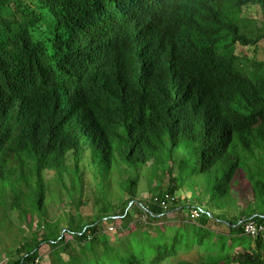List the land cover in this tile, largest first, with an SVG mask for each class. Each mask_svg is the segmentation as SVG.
I'll return each mask as SVG.
<instances>
[{"label":"trees","instance_id":"1","mask_svg":"<svg viewBox=\"0 0 264 264\" xmlns=\"http://www.w3.org/2000/svg\"><path fill=\"white\" fill-rule=\"evenodd\" d=\"M0 37V184L42 218L8 264L34 263L43 244L50 264H264L263 235L244 230L264 226V0H0ZM252 49L255 75L239 67ZM160 166L166 192L136 202ZM87 170L107 208L44 221L47 172L63 187L72 176L79 210ZM165 193L184 205L165 212ZM180 209L199 218L150 227ZM106 219L128 233L102 240Z\"/></svg>","mask_w":264,"mask_h":264},{"label":"rangeland","instance_id":"2","mask_svg":"<svg viewBox=\"0 0 264 264\" xmlns=\"http://www.w3.org/2000/svg\"><path fill=\"white\" fill-rule=\"evenodd\" d=\"M240 28L242 34L247 39L254 40L255 37H257L260 34V31L262 29V22L260 19V15L258 14L257 16L255 10H250L248 8L245 9L243 12V16L240 20ZM2 43H5L4 38L0 37V44ZM253 49L249 51L241 50L238 52V55L244 57L243 59H241V62L239 63V67L241 69L243 68L246 69V71H249L251 75H255V69L250 68L249 67L250 63L246 60H249L251 57H254L255 54ZM162 169L163 168L160 166L158 168L151 167L149 170H146V168L142 170V171L146 170L147 176L145 177V175H143L140 179L136 202H139L140 200L148 201L153 197L154 193L156 195L157 193L166 192L170 182L168 180L169 177L166 176L163 177ZM85 172H86L85 173L86 178L83 183L84 185L83 205L80 207L79 210L73 204L74 200L71 197V195L74 194V193L71 194V192L73 191L70 192L65 190V188H72L71 187L72 176L69 175L67 177L65 182L66 186L63 187L62 184L54 180V176L52 172H47L46 180L48 181V193H47V205H46L47 209L45 212V217H43L44 221H47L48 223L51 224H57L61 228H63L69 225V221L67 220L68 218H70L71 215H76L77 213H80L81 215H83L84 218H87L98 215L100 214L101 210L107 208V204L106 205L96 204L98 195L95 192L94 179L92 177L89 178L88 175H90V171L87 170ZM125 177L127 178L128 176ZM15 187L17 188L18 185L14 181H12L11 185L7 184V186L5 187H3L2 184H0V193L2 195L0 199V264H7L8 262H14L18 259L17 255L15 254V251L21 245V241L23 238L27 237L28 239L29 237L32 236V233L36 231H39L37 232L38 236H41L40 230L37 228V226L39 222H42V218L39 217L37 214L31 213V209H29L26 205V200L24 198L20 200L19 209L13 208V202H14L13 190L15 189ZM118 187L119 185L117 184V181H113L112 190L117 191L118 193ZM22 190L25 191V189ZM79 193L77 195L75 193L76 198H79ZM60 197H62L61 200L58 199ZM176 198L180 203L179 205L183 206L184 205L183 194L177 193ZM126 200H129V198L126 197ZM118 202L119 201L114 202L113 204L119 206L120 203ZM172 206L173 205H171V207ZM21 211L24 212V214L21 215L20 214ZM186 212H182V209L176 210L172 212V214L167 215L165 220L160 219V221L158 222L155 223L152 222V225L150 227L152 229H155L157 226L164 227L169 225L185 224L186 220H189V218L186 217L189 216L187 215L188 213ZM111 221L112 219H106L102 223V225L104 226V230L109 231L108 233L104 234L102 240L103 239L105 240L107 236L108 239L111 241L117 240L120 237H124V235L128 233L127 231L125 232L122 230L123 226H120L121 224L118 225ZM29 224H32L33 228H31V225ZM135 224H136L135 222L130 224V228L134 230ZM145 224L146 221L142 219L139 225L140 226L144 225L146 227ZM111 225L114 228H116V230H114V228H109ZM212 228L211 229L216 232L215 234H218L219 231H223L224 234L228 235L227 233L228 229L222 228L219 231H216L214 227ZM121 231L124 232V234H122ZM151 231L153 232L154 230ZM130 232L131 231H129V233ZM69 239L71 240L73 238L70 236ZM41 247H42L41 248L42 256L40 257L44 258L43 264H50L51 255L48 245L43 244ZM86 247H90V245L86 244ZM196 252L197 250L194 249L193 254L188 255V257L182 255L181 259L196 261L197 260ZM66 258L67 260H69L70 257L66 256Z\"/></svg>","mask_w":264,"mask_h":264},{"label":"built area","instance_id":"3","mask_svg":"<svg viewBox=\"0 0 264 264\" xmlns=\"http://www.w3.org/2000/svg\"><path fill=\"white\" fill-rule=\"evenodd\" d=\"M177 198L176 197H171L170 194L165 193L162 197V199H156L155 203L159 205V207L161 209H163L164 211L169 210V208L171 207V205H174L177 202ZM190 219L192 221H196L199 218V214L198 212L194 211V212H190ZM245 233L253 238L263 235L264 238V226L262 225H257L254 221H249L246 225H245ZM24 264H31V263H24ZM32 264H42V259L41 257L37 258L36 261Z\"/></svg>","mask_w":264,"mask_h":264},{"label":"crops","instance_id":"4","mask_svg":"<svg viewBox=\"0 0 264 264\" xmlns=\"http://www.w3.org/2000/svg\"><path fill=\"white\" fill-rule=\"evenodd\" d=\"M8 264V263H7Z\"/></svg>","mask_w":264,"mask_h":264},{"label":"water","instance_id":"5","mask_svg":"<svg viewBox=\"0 0 264 264\" xmlns=\"http://www.w3.org/2000/svg\"><path fill=\"white\" fill-rule=\"evenodd\" d=\"M241 225V224H240Z\"/></svg>","mask_w":264,"mask_h":264}]
</instances>
